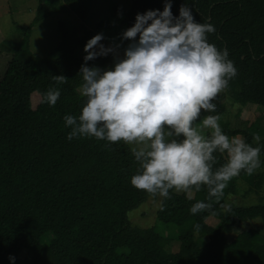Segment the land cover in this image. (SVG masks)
Returning <instances> with one entry per match:
<instances>
[{"label": "trees", "instance_id": "1", "mask_svg": "<svg viewBox=\"0 0 264 264\" xmlns=\"http://www.w3.org/2000/svg\"><path fill=\"white\" fill-rule=\"evenodd\" d=\"M131 1L127 27L135 23L137 13L162 11L166 2ZM186 2L197 22L215 26L216 32L208 34L209 42L220 50L226 48L237 68L226 89L241 105L255 104L264 111V0H171L174 16ZM91 3L64 0L60 6H50L40 0L27 34L57 11L86 19ZM61 29L56 52L44 57L33 52L27 35L0 78V264H264V236L259 229L228 238L238 223L258 218L264 224V203L241 206L226 201L230 193H237L239 181L261 186L264 177L255 171L248 175L242 170L219 199L209 198L206 186L193 187L194 196L188 194L190 190H170L164 198L131 184L139 162L129 144L94 137L67 139L70 128L63 117L78 116L85 102L78 74L92 31L80 35L63 24ZM114 59L109 54L87 63L107 69L114 66ZM58 75L65 76L66 82L57 84L54 76ZM50 88L60 90L54 106L43 102ZM33 94L40 95L36 107ZM219 115L229 137L242 134L255 147L253 136L259 134V157H264V125L232 129ZM215 155L214 169L227 159L226 153ZM158 197L156 226L132 225L130 212ZM196 201H205L209 207L191 214ZM210 217L219 220L217 226L207 222ZM173 240L181 243L177 252L167 249ZM23 250L31 258H20Z\"/></svg>", "mask_w": 264, "mask_h": 264}, {"label": "clouds", "instance_id": "2", "mask_svg": "<svg viewBox=\"0 0 264 264\" xmlns=\"http://www.w3.org/2000/svg\"><path fill=\"white\" fill-rule=\"evenodd\" d=\"M171 8V0H166L162 11L137 13L135 23L121 34V41L131 42L123 57H115L113 67L101 69L87 62L113 53L119 45L103 44V33L87 40L78 74L85 102L78 116L63 117L70 128L67 139L94 137L133 145L139 168L130 182L152 195L167 198L170 190L206 186L209 198L219 199L233 177L242 170L251 175L260 167L261 138L253 136L254 147L222 130L214 101L237 68L226 48L209 42L208 34L216 32L211 22H197L187 2L178 16ZM54 79L57 84L67 80L63 75ZM59 97V88H50L43 102L54 106ZM202 110L208 113L203 118ZM217 152L226 153L227 159L214 169ZM208 207L196 201L189 211L197 214ZM9 259L15 261L14 256Z\"/></svg>", "mask_w": 264, "mask_h": 264}, {"label": "rangeland", "instance_id": "3", "mask_svg": "<svg viewBox=\"0 0 264 264\" xmlns=\"http://www.w3.org/2000/svg\"><path fill=\"white\" fill-rule=\"evenodd\" d=\"M44 1L50 6L52 4L60 6L64 0ZM39 3L40 0H0V47L2 51L0 55V78L5 73L12 54L25 43L27 35H29L31 49L36 55L44 57L55 53L63 37L61 24L69 31L77 30L80 35H84L88 30L92 31V36L103 33V44L106 46L113 45L114 47L119 45V47H115L113 53H109L115 57H123L124 49L131 42L130 40L121 41L122 32L128 28L125 23V16L132 6L131 0H92L89 15L86 19H80L70 11H57L33 26L27 34L26 28L33 22ZM82 55H86L84 50ZM92 66L101 68L98 63ZM39 101L40 95L33 94L32 106L36 107ZM215 103L219 108L222 119L229 122L232 129H246L253 123L264 125V111L262 108L255 104L241 105L234 100L226 88L219 94ZM203 116L204 114H201V118ZM238 136L244 139V135L240 134ZM130 146L133 147V145ZM259 159L263 163L254 173L261 176L262 179L264 177V157H259ZM188 194L194 196L195 192L190 190ZM226 201L228 204L241 206L264 203V180L259 188L252 187L245 181H239L237 193H230ZM160 205L161 197L151 198L138 209L130 212L132 225L141 228L156 226L158 221L157 212ZM207 222L217 226L219 220L210 217ZM250 228L259 229L261 235L264 236V224L257 218L236 224L233 232L228 237L229 240ZM164 233L167 234V230ZM180 244L178 240H173L167 246V249L171 252H177L180 249ZM20 258H31V254L28 250H23L20 253Z\"/></svg>", "mask_w": 264, "mask_h": 264}]
</instances>
